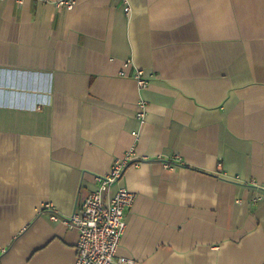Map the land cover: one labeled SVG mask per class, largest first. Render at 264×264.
<instances>
[{"label": "crops", "instance_id": "0c3cea01", "mask_svg": "<svg viewBox=\"0 0 264 264\" xmlns=\"http://www.w3.org/2000/svg\"><path fill=\"white\" fill-rule=\"evenodd\" d=\"M60 1H0V264H75L131 150L116 259L264 264V0Z\"/></svg>", "mask_w": 264, "mask_h": 264}, {"label": "built area", "instance_id": "2783aa9c", "mask_svg": "<svg viewBox=\"0 0 264 264\" xmlns=\"http://www.w3.org/2000/svg\"><path fill=\"white\" fill-rule=\"evenodd\" d=\"M123 2L125 11L130 13L131 6L128 0ZM58 6L72 10L75 1L62 0ZM122 75L125 73L122 72ZM135 78L141 89L148 86L149 81L141 70L136 71ZM145 116V103H141L137 117L143 121ZM138 159L135 151L131 150L124 158L115 160L110 173L99 177L98 189L85 199L76 212L71 215H61L55 211L51 213L53 221L63 222L70 230L78 232V255L75 264L128 262L126 258L116 259V256L127 228L125 211L133 205L136 195L122 184V178L130 165L139 164ZM165 165L168 168L172 167L170 162H165ZM261 188L264 190V185Z\"/></svg>", "mask_w": 264, "mask_h": 264}]
</instances>
